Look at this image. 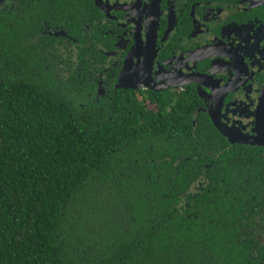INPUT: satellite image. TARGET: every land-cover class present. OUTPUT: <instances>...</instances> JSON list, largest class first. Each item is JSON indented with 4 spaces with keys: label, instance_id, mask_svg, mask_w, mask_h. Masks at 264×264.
I'll return each instance as SVG.
<instances>
[{
    "label": "trees",
    "instance_id": "1",
    "mask_svg": "<svg viewBox=\"0 0 264 264\" xmlns=\"http://www.w3.org/2000/svg\"><path fill=\"white\" fill-rule=\"evenodd\" d=\"M18 5L0 4V264H256V182L192 124L193 97L98 110L30 36L50 7Z\"/></svg>",
    "mask_w": 264,
    "mask_h": 264
},
{
    "label": "flooded vegetation",
    "instance_id": "2",
    "mask_svg": "<svg viewBox=\"0 0 264 264\" xmlns=\"http://www.w3.org/2000/svg\"><path fill=\"white\" fill-rule=\"evenodd\" d=\"M0 1L21 11L19 0ZM38 2L50 8L39 14L30 36L48 56L45 67L60 68L66 79L75 75L85 89L82 98L93 107L118 109L131 98L150 111L161 99L193 97L192 124L202 117L201 130H212L220 152L242 155L246 186L256 182L249 194L255 200L245 209L252 216L243 218L247 230L256 231L254 252L245 257L264 264V0H32V5ZM54 53H64L58 64ZM213 117L225 130L257 137L259 144L231 143ZM214 151L202 150L207 157ZM203 165L197 186L213 159Z\"/></svg>",
    "mask_w": 264,
    "mask_h": 264
},
{
    "label": "water",
    "instance_id": "3",
    "mask_svg": "<svg viewBox=\"0 0 264 264\" xmlns=\"http://www.w3.org/2000/svg\"><path fill=\"white\" fill-rule=\"evenodd\" d=\"M213 120L215 122V126L218 128V130L221 132V134H223L224 136H226L228 138V140L232 143V142H238V143H251V144H259V141L257 139V137H255L254 139H248L245 138V136H241V135H235L234 133L225 130V128H223L221 126V124H218V120H216L213 117Z\"/></svg>",
    "mask_w": 264,
    "mask_h": 264
}]
</instances>
